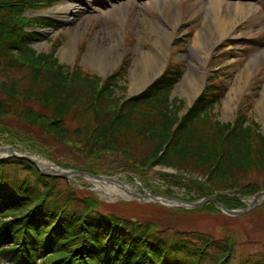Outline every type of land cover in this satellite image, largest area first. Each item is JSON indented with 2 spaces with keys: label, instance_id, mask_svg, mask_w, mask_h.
<instances>
[{
  "label": "trees",
  "instance_id": "16d2710c",
  "mask_svg": "<svg viewBox=\"0 0 264 264\" xmlns=\"http://www.w3.org/2000/svg\"><path fill=\"white\" fill-rule=\"evenodd\" d=\"M58 1L0 0V72L25 68L22 61L27 57L34 64L23 92L11 79L0 82L5 97L0 100V120L10 114L12 106L7 104L22 95L49 116L28 109L16 111L18 117L61 141L72 138L87 156L113 154L141 169L161 166L198 174L206 194H215L216 202L226 206L234 204L226 196L229 192L247 198L263 190L264 184L240 180L250 172L264 176V134L256 123L242 118L233 123L214 118L223 93L219 86L204 88L180 116L182 102L170 98L182 77L178 66L168 65L142 92L119 97L114 90H127L119 84L127 74V61L103 81L89 76L91 88L85 91L79 86L82 73L59 65L55 48L36 54L31 44L38 33L25 28L54 24L21 14L31 8L50 9ZM67 123L75 128L69 131ZM60 179L21 158L0 161L2 264H264V254L259 260L239 256L235 261L239 244L230 235L178 231L169 239L152 232L150 224L101 214L93 200L85 205L68 193L67 183L64 191L58 190Z\"/></svg>",
  "mask_w": 264,
  "mask_h": 264
},
{
  "label": "rangeland",
  "instance_id": "374dc122",
  "mask_svg": "<svg viewBox=\"0 0 264 264\" xmlns=\"http://www.w3.org/2000/svg\"><path fill=\"white\" fill-rule=\"evenodd\" d=\"M64 4L77 7L78 12L68 15L49 13ZM235 7L239 9L234 10ZM21 16L33 22L54 24L44 28H39L38 23L27 26L26 31L38 33L31 47L36 54H47L55 48L54 57L59 65L71 70L76 68L82 73L78 76L79 86L85 91L91 88L86 83L89 76L103 81L119 69L123 60L129 63L128 71L119 84L127 90L115 89L114 93L119 97L138 94L168 65L178 66L182 77L174 85L170 98L182 102L180 116L204 88L214 84L223 90L220 102L213 109L214 118L223 123L242 118L246 123H256L258 132L264 134V0H59L50 9L31 8ZM155 26L169 33L167 41H159ZM193 48L201 58L206 55L207 59H196L191 52ZM100 54L104 55L105 62H93ZM148 56L158 62L159 68L141 88L134 87L133 76L140 74L138 62ZM29 58L22 61L25 68L5 74L0 72V82L11 79L23 92L28 86V76L32 74L29 66L34 67ZM190 69L199 76L198 90L193 96L186 97L179 86ZM3 99L5 97L0 94V100ZM7 106L12 109L0 120V149L10 147L64 170L119 178L134 186L137 194L144 197L151 195L179 201L168 200L170 203L164 205L132 198L129 203L145 207L134 203L125 206L121 204L122 199L95 190L93 183L79 176L58 180V190L64 191L67 183L71 186L68 193L85 205L93 200L101 214L150 224L152 232H163L162 235L169 239L178 231L203 232L216 238L230 235L239 244L235 261L240 259L239 256L257 260L263 256L264 200L247 210L249 204L245 201L253 196L245 198L229 192L226 196L233 201V206L221 205L228 210L240 211L237 215L225 213L212 201L193 205L206 196L216 199L215 194H206L204 180L198 174L161 166L141 169L122 162L113 154L87 156L72 138L61 141L18 117L16 111L28 109L49 116L35 101L19 95ZM67 127L72 131L75 124L67 123ZM8 159L16 157L0 154V161ZM240 182H255L262 186L264 176L250 172ZM260 192H264V188ZM241 198L246 200L241 202ZM3 259L10 261L7 256Z\"/></svg>",
  "mask_w": 264,
  "mask_h": 264
},
{
  "label": "bare ground",
  "instance_id": "6f19581e",
  "mask_svg": "<svg viewBox=\"0 0 264 264\" xmlns=\"http://www.w3.org/2000/svg\"><path fill=\"white\" fill-rule=\"evenodd\" d=\"M217 3H212V5H215ZM159 5V4H158ZM219 8V7H218ZM239 9V7H235L234 10ZM64 13L66 15L68 14H74L77 11V7H70L67 4H64L62 6L58 5L55 8H53L49 13L50 14H55V13ZM211 12V11H209ZM211 13H208L207 15H210ZM155 33L159 34V41H167V38L169 36V33H166L162 28H159L157 26L154 27ZM192 55L196 58L199 59V54L197 53L196 49H191ZM66 56V52L64 53ZM202 58L207 59V56L204 55ZM201 57L200 59L203 60ZM93 62H99V63H104V55L100 54L98 57H96ZM138 66L140 68V74L133 76V86L134 87H142L146 82L148 81L149 76L152 75V73L159 68L158 62L152 59L151 57L147 58H142L141 61L138 62ZM199 76L196 74L194 69H190L187 73L186 78L184 79L183 83L179 86V89L182 93V95L186 97H191L194 94L197 93L198 86H197V80ZM151 79V78H150ZM229 104V103H228ZM10 150L14 154H20L21 152L7 147L6 150L4 151V154L10 155ZM4 154L1 153L3 156ZM33 158V157H31ZM35 159V158H33ZM37 164L42 167L43 169H49L52 166L46 161V160H37L35 159ZM59 172H63L62 170H58ZM86 181H89L94 184L95 190H99L103 193H107V195L114 196L116 198L124 199V200H130L132 198H139L137 194V190L134 186L128 185L124 181L118 180L119 178H114V181L111 180H104V179H94L85 176L84 177ZM142 199H145L146 201H153L156 203L168 205L170 203L168 200H165L162 197L159 196H151V195H146V197H140ZM244 198H241L240 201L244 202ZM264 198H260L258 200V203L263 201ZM248 203L250 205V200L245 201V204Z\"/></svg>",
  "mask_w": 264,
  "mask_h": 264
},
{
  "label": "water",
  "instance_id": "95a60500",
  "mask_svg": "<svg viewBox=\"0 0 264 264\" xmlns=\"http://www.w3.org/2000/svg\"><path fill=\"white\" fill-rule=\"evenodd\" d=\"M5 150H6V148L0 149V154L2 152H4ZM8 151H10V150H8ZM10 156L24 159V160L30 162L31 164H33L37 168V170L39 172L44 173V174H48V175H51V176H57V177H62V178H69L70 176H79L81 178H84L85 176H87V177L94 178V179H104V180L114 181L113 177L102 176V175H91V174L84 173V172H81V171H78V170H69V169L68 170H64V169H61L64 172H59V171H57V170H55L53 168L43 169L42 167H40L37 164L35 159H33V158H31V157H29L27 155H24V154L17 155V154H14L13 152L10 151ZM260 198H264V192H259L256 195H254L252 198L248 199V200H250V205L248 206L247 210L255 207L258 204V200ZM205 201L216 202V199H215L214 196L206 197V198H204L202 200L194 202L193 205H201ZM216 205L221 210H223L225 213L227 212V214H229V215H237V214L240 213V211L237 212V211H233V210H228V209H226L223 205H221L218 202H216Z\"/></svg>",
  "mask_w": 264,
  "mask_h": 264
}]
</instances>
